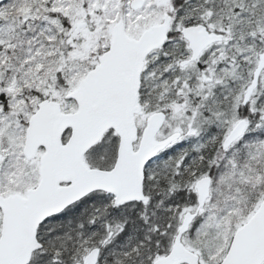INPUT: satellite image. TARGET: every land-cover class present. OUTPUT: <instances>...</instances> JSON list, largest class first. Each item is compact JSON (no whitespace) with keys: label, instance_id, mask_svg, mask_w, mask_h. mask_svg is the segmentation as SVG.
Returning <instances> with one entry per match:
<instances>
[{"label":"snow or ice","instance_id":"1","mask_svg":"<svg viewBox=\"0 0 264 264\" xmlns=\"http://www.w3.org/2000/svg\"><path fill=\"white\" fill-rule=\"evenodd\" d=\"M0 264H264V0H0Z\"/></svg>","mask_w":264,"mask_h":264}]
</instances>
